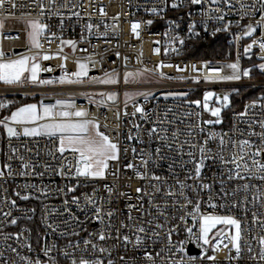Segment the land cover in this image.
<instances>
[{"label": "built area", "instance_id": "2783aa9c", "mask_svg": "<svg viewBox=\"0 0 264 264\" xmlns=\"http://www.w3.org/2000/svg\"><path fill=\"white\" fill-rule=\"evenodd\" d=\"M63 2L66 3L64 7L60 6L62 0H15L17 7L12 8L11 0H6L3 8H0V20L38 21L47 27L38 39L39 48L29 47L25 27L1 30V51L5 55L0 60L39 56L43 75L67 81L78 79L72 73L79 71L78 64L83 63L87 65V78L82 79V83L0 85V96L71 97L75 111L87 112V116L75 119L98 124V131L117 144L119 159L109 161L105 178L61 175L60 169L69 161L75 165L77 154L65 151L61 155L57 151L58 138L22 134L25 127L40 125L45 120L31 124L6 120L8 126L20 133L14 137H10L4 125L0 124V172L4 173L0 176V264H27L26 260L20 259L21 256L28 260L39 259L42 264H51L49 257L56 264L71 262V257L63 253L79 257L83 242L87 239L109 249L110 255L108 252L88 254L101 257L104 264L109 259L113 264H153V261L145 258L146 252L153 255L155 264H264L258 258L261 250L259 237L264 236V228L261 227V223H264V179L260 178L264 173L253 169L254 175L249 177L247 172L241 170L244 179L228 180L227 171L233 165L225 167L218 161H206L201 172L202 179L187 180L186 183H208L212 186L211 191L201 190L197 195L195 189L191 192L188 188L184 189L189 199L200 204V212L193 216L187 214L192 211L191 205L182 210L176 207L177 200L181 205L185 203L183 197L167 195L168 192L179 193L177 179L185 181L193 167L192 164L183 163L188 160L187 155L181 158L173 150L184 140L190 139L187 135L189 125H199L203 129L193 131V142L202 143L209 134H224L225 140L232 137L234 140L251 139L259 143L258 137L249 138L248 132H261L259 122L264 121V69L260 68L264 64V50L259 48V43L264 42V21H261L264 13L260 11V0H242L245 4L255 5L254 9H247L251 15L244 18H241L244 10L240 8L238 0H232L235 6L231 8L222 0L220 3L203 0L199 5L191 4L190 0ZM173 3L178 7L172 8ZM217 9L223 10V19L216 18L221 15ZM133 24H139L136 33L132 31ZM250 25L256 27V31L248 36L245 32ZM213 40L226 41L233 49L232 58L209 60L193 55L202 44ZM66 41H73L75 47ZM249 45L252 47L246 52ZM155 49H159V53ZM45 55L50 58L43 59ZM244 60H249L247 66H244ZM231 64L238 65L235 74L240 79H222L234 74L233 69L228 67ZM49 68L51 71L44 70ZM244 71H248L249 75L244 76ZM106 73L114 74L118 83L92 82L105 79ZM127 73L139 75L133 82L125 83ZM241 91H245L242 100L237 97ZM125 92L137 94L133 98H125ZM209 92L213 96L205 101L204 97ZM110 93H116L114 101L107 99ZM224 95L229 97L227 107H223ZM194 101H200V106ZM204 103L208 104V110L204 109ZM137 106L142 107L144 112L133 115ZM218 107L221 108V123H205L217 119L211 115V109ZM189 113H199V117L189 116ZM5 117H8L7 110H0V120ZM162 119L164 123L161 125ZM168 121L173 123L169 124ZM135 125H139V129ZM154 126L167 131H158V135L150 139L147 130ZM237 129L244 134L240 135ZM174 130L179 131L180 135L173 149L163 147L164 142L159 136L170 137ZM129 136L133 138L129 139ZM217 144L218 136L209 141L208 147L216 151ZM157 148L161 149L159 153L156 152ZM189 150L187 147L184 149L185 152ZM223 154L229 155L227 151ZM259 159L264 162V155ZM126 164H133L134 167L128 169ZM64 171L68 172L69 169L65 167ZM113 172L117 175L113 176ZM137 173L144 178H139ZM153 176L161 179L157 181L152 179ZM221 178L224 190L229 192L243 184H248L249 189L247 192L237 191L235 197H224L220 188ZM106 185L113 189L111 194L106 190ZM153 185L158 186L160 191L156 192ZM138 187L143 189L141 193L136 192ZM58 188L61 191H57ZM68 188H75V191L68 192ZM24 196L29 199H23ZM73 196L80 197L78 205L71 203ZM88 196L97 201L96 205L87 202ZM210 198L216 207L210 206ZM240 201L243 203L238 207L230 206ZM129 204L142 205L141 211L134 208L131 214L136 223L150 231L137 233L133 228L121 229L122 234L131 238L127 247L114 239V230L111 232L113 238L99 241L95 234L107 232L109 217L104 215L107 211L114 213L111 223L115 227H119L121 221L132 223L128 220ZM96 206L102 209L103 222L93 218V208ZM68 208L70 213L66 211ZM4 213L9 215L5 216ZM253 213H256L255 217ZM209 214L233 216L240 221L239 256L228 239L234 233L231 227L222 228L224 234L215 237L208 248L202 246L201 240L197 239L199 222L203 215ZM181 216L183 219L179 218ZM11 219H16L17 223L10 224ZM49 224L58 225L57 231L53 232ZM156 225L163 227L156 228ZM188 228L192 229L191 233L187 231ZM170 230L171 244L166 238ZM62 232L67 234L61 235ZM153 232H159V237H154ZM9 234L12 238L6 240L5 236ZM17 234L20 239L15 238ZM137 235L142 238L140 244L136 242ZM69 243L79 244L80 248L68 247ZM45 245H55V248L45 255ZM12 248L17 251H11ZM157 253L160 255L157 256ZM207 256H213L215 260H208ZM121 257L124 259L121 260Z\"/></svg>", "mask_w": 264, "mask_h": 264}, {"label": "snow or ice", "instance_id": "6c2138e0", "mask_svg": "<svg viewBox=\"0 0 264 264\" xmlns=\"http://www.w3.org/2000/svg\"><path fill=\"white\" fill-rule=\"evenodd\" d=\"M6 0H0V8H3ZM38 2V0H37ZM212 3H220L221 0H211ZM223 3L229 6V8L234 7L235 5L232 3V0H222ZM240 4V8L244 11L241 14V18H244L246 16H250L251 13L247 11L249 8H255V5L251 4H245L242 2V0H238ZM190 3L193 5H199L203 3V0H190ZM261 7L260 11L264 13V0H260ZM42 6V5H41ZM61 7L66 6V3L63 2L60 5ZM11 7L16 8L17 4L15 3V0H11ZM172 8L178 7L176 3H173L171 5ZM102 11V10H101ZM153 11H156V9H153ZM217 11L221 12V15L217 16V19H223V10L217 9ZM261 21H264V15H261ZM30 26L32 28V31L29 33V39L31 43L36 47H41L38 37L41 35V33L45 30L47 27L46 25L40 24L38 21H30ZM148 23H152L151 21H148ZM3 27V22L0 21V28ZM91 28V25L88 26ZM139 28V24H133L132 25V31L134 33L137 32V29ZM256 31V27L248 26L247 31L245 32V35L251 36L252 33ZM65 43L70 44L75 47V44L73 41H66ZM183 43V41H181ZM253 43H256L255 40H253ZM252 45H249L245 51H249L251 49ZM259 48L261 50H264V42L259 43ZM157 53H159V49H155ZM5 54L0 51V57L4 56ZM50 57L45 55L43 59L47 60ZM30 60H35V57H21L16 60H11L8 62L0 63V81H3L5 84H19L24 79H30L32 82H36L37 80V73L40 71V65L38 63H32L29 64ZM228 67L233 69V75L232 76H226L222 77V79H240V76L235 74L238 65L237 64H231ZM79 71L72 73L73 76L77 77V80H69V83H82L83 81L79 78L82 76H87V65L80 63L78 64ZM261 69H264V64L260 65ZM45 71H51V69H44ZM26 73H30V77L26 76ZM139 73H127L125 75V83L129 82V79H134ZM244 76H248V71H244ZM105 79L100 80H93V83H101V84H115L117 83V80L114 78V74L112 73H106ZM63 82V81H62ZM41 84H48L52 83V81H40ZM104 95V94H101ZM126 96H128L127 93H125ZM141 95H147L144 93H141ZM213 96V93L209 92L205 95L204 100L208 101ZM167 98V97H165ZM107 99L114 101L116 99V93H110L107 94ZM223 107L228 106L229 97L228 95L223 96ZM63 101H57V104H63ZM197 106H200V101H194ZM72 105H66V107H71ZM6 107L5 104L0 103V108ZM203 107L205 110H208V104L204 103ZM171 111V110H169ZM144 109L142 107L137 106L135 108V115L136 113H143ZM127 114V113H125ZM221 114V108H214L211 109V115L213 117H216V120H208L205 121L207 124H213V123H221V120L219 119ZM56 115H59L63 118H68L71 116L75 117H85L87 116V112L83 110H77L74 112L69 111H61L58 114L54 113L50 107H44L43 114H40L37 111L36 105H28L27 107L19 108L16 112H13L10 119L11 121L20 124V123H29V122H36L38 120L43 119H49L52 120ZM189 116L196 115L199 117V113H189ZM8 117H5L4 120H0V124H3L4 127L7 129V133L10 137L18 136L20 133L17 132V130L13 127L8 126L7 123H5L6 120H8ZM183 122V121H181ZM164 123V120L162 119L160 121V124L162 125ZM169 124L173 123V121H168ZM260 127L262 129L261 132L257 133L254 130L248 132L249 138L252 136L258 137L259 143H256L252 141L251 139H233L232 137H228L227 140H225L224 134H209L208 137L202 142H193L195 140V137L193 136V131L196 128H199V125H189V131L187 135L190 137V139L184 140L179 147L173 149V145L175 144L178 136L180 135L179 131H172L171 136H159V139L164 142L163 147H167L169 149H173L176 151L181 158L184 155H187L188 160L183 161L184 164H192V170L189 172V174L185 177V181H180L177 179V184L179 185V193H173L168 192L167 195L169 196H180L184 198L185 203L183 205L180 204L179 200L175 202L176 207L178 210H182L186 208L188 205L192 206V211H189L187 214L189 216H193L196 213L200 212V204L199 202L193 201V199H189L188 196L185 194L184 189L188 188V190L191 192L193 189H195L197 195L201 190H209L211 191V185L208 183H199L198 185H188L186 183L187 180H194V181H200L201 178V172L206 166V161H218L221 164H223L225 167L228 165H233L234 167L228 168L227 171V179L233 180V179H244V176L241 175V170L247 172L249 174V177L254 175L253 169L256 170L258 173H264V162H262L259 157L264 155V121L259 122ZM137 129H139V125H135ZM99 125L91 122V121H83V122H61V123H45L42 125H39V127H33V128H27L25 127L23 129V135L24 136H39L41 134L47 135V136H56L57 133H60L59 136V147L57 148V151L63 155L65 151H70L74 154H77L76 156V163L75 165H72L71 161L68 162L65 166H63L60 169L61 175H74L76 178L84 177V178H105L106 171L109 167V161H116L119 159L118 155V146L116 143H113L107 135H105L102 132L98 131ZM158 131H167V129L159 128L158 127H152L147 130V135L150 139L153 137H156L158 135ZM199 131H203L202 128H199ZM239 132L240 135H243V132H240L239 129L236 130ZM65 133H69L68 135H65ZM74 133V134H73ZM218 136V144H217V150L213 151L211 147H208V143L210 140L217 139ZM132 136H129V139H132ZM185 147L188 149H191L187 152L184 151ZM127 151V149H125ZM135 151V149H133ZM161 151L160 148L156 149V152L159 153ZM228 152L229 155L225 156L223 153ZM51 154V153H50ZM166 158V157H161ZM249 161H251V165L249 164ZM145 164L147 161L144 162ZM10 167V165H8ZM25 168L28 167V165H24ZM35 167V166H33ZM67 167L69 169L68 172L64 171V168ZM126 168L131 169L134 167L133 164H126ZM171 167V165H170ZM4 173L0 172V176H3ZM39 175H43V173H40ZM113 176H116L117 173L113 172ZM137 176L141 179L144 178V176L140 173H137ZM261 179H264V175L260 176ZM152 179H155L159 181L161 178L159 176H153ZM32 187H35L34 185ZM106 190L111 194L113 189L111 187L105 186ZM156 192L160 191V188L156 185L152 186ZM220 188L223 191V196H233L235 197L237 191H244L247 192L249 189L248 184L238 185L237 188L232 189L230 192L225 189V185L223 182V179L221 178L220 181ZM57 191H61V189H57ZM75 188H68V192H74ZM143 191L142 188L138 187L136 188L137 193H141ZM121 195H127L126 193H121ZM23 199H29L28 196L22 197ZM130 199V197H129ZM143 199L142 197L140 198ZM258 199V198H257ZM86 200L88 203H91L93 205H96L97 201L93 199V197L88 196L86 197ZM80 197L73 196L71 198V203L73 204H79ZM255 202V201H254ZM15 204V201L12 202ZM243 201L240 202H233L230 206L235 208L238 207L240 204H242ZM65 204H68V201H65ZM209 204L211 207H216L214 203H212L211 198L209 199ZM228 205H221V207H225ZM129 208V214H128V220L131 221V224H126L123 221H121L119 227H115L111 223V218L114 216V213L109 210L104 215L109 217V223L106 225L107 232L101 231L99 233H96L95 236L99 241H105L109 238H113L111 235L112 230L115 231L116 235L114 239L122 242L125 247L131 242V238L121 233V229L126 228H133L135 232L137 233H147L150 231L149 229H146L142 224L136 223L131 212L132 209H136L137 211L142 210V205H128ZM159 208V206H157ZM69 213L71 212L70 208L66 209ZM94 211V219L99 222H103V216H102V209L99 206H96L93 208ZM5 216H8L9 213H4ZM163 215V213H161ZM253 216H256V213H253ZM180 219H183V216L179 217ZM10 224L15 225L17 223L16 219H11L9 221ZM67 223V222H65ZM149 224L152 223V221H148ZM217 225H224L229 226L232 229H234V233L228 237L230 240V243L235 248V251L237 253V256L241 253V223L238 219L234 218L233 216H220V215H203L200 218L199 222V228L200 232L197 236L198 240H201L203 245H210V236L209 234L212 232L214 228H216ZM49 228L53 230V232L57 231L58 225L53 226L51 224L48 225ZM163 225H156V228H162ZM261 227L264 228V223H261ZM187 231L191 233L192 229L188 228ZM67 233L62 232L61 235H66ZM74 235L76 233H73ZM223 233V229L218 230L215 235L216 237L221 236ZM154 237H159V232H153ZM12 238L11 234L8 236H5V239ZM16 239H20L19 234L15 237ZM166 238L169 241V244H171V230L166 234ZM137 244H140L142 242L141 236L137 235L135 237ZM259 243L261 245V250L258 253V258L261 261H264V236L259 237ZM84 247L81 251V254L79 257L72 256V254L68 252H64L63 255L66 257H71L72 264H104V261L101 257L95 256V255H88L89 253L95 254L97 252L99 253H106L109 252V249L105 247L98 246L97 243H94L91 239L84 240L83 242ZM225 247H228V245H224ZM30 247V246H29ZM68 247L79 249V244H72L69 243ZM55 248V245L52 247H49L45 245L43 251L45 255H48L53 249ZM183 250V249H181ZM249 252H251V247H248ZM11 251L16 252L17 250L15 248H12ZM169 252L172 251L171 248L168 249ZM160 253H157V256H159ZM145 258L149 261H153V264H155V259L151 253H145ZM251 259H256L257 257H250ZM21 260H26L27 264H42V262L39 259L35 260H28L26 257H20ZM51 260V264H56L55 260H53L51 257H49ZM124 257H121V260H123ZM206 259L208 260H215V257L213 256H207ZM107 264H113V261L109 259L107 261Z\"/></svg>", "mask_w": 264, "mask_h": 264}, {"label": "rangeland", "instance_id": "374dc122", "mask_svg": "<svg viewBox=\"0 0 264 264\" xmlns=\"http://www.w3.org/2000/svg\"><path fill=\"white\" fill-rule=\"evenodd\" d=\"M0 21L3 22V27L0 28V31L3 30L4 28L25 27V29L28 32V38H29V33L32 31V28H31L30 23H29L30 21H26V22H12V21H3V20H0ZM40 24H42V23H40ZM39 37H38V39H39ZM28 45L31 48H36L31 43L30 39H28ZM21 57H35V60H30L29 61V64L30 65L32 63H39V56H21ZM2 63H4V62H2ZM85 78H87V76H82L79 79L82 80V79H85ZM115 79L117 80V83H118V78H115ZM134 80H135V78L134 79H131L130 78L129 79V82H127V83L133 82ZM40 81H52V83H58V84L68 83L67 80H61V79L54 80V79H51L50 77H43V74L39 72V73H37V80H36V82H32L31 80L27 81V79H24L19 84H10V85H7L6 84V86L45 85V84H41ZM124 82H125V79H124ZM117 83H115V84H117ZM48 84H51V83H48ZM125 93H127L128 96H126ZM125 93H124V97L125 98H133L137 94L135 92H125ZM21 98H28V101L24 102L23 104H20V106H18L16 108H13L11 111L9 110L10 111V113L8 114V118H9L8 120L9 121H11L10 117H11V115H12L13 112H16L19 108L27 107L28 105H36L37 111L40 114H43L44 107H50L52 109V111L54 113H57V114L59 112H61V111H69V112H74L75 111L74 110L73 99L71 97H69V96H66V95L45 96V97H39V96H32V97H29L28 96V97H26V96H18V95L17 96H0V103H3V104L6 105V107H2V108H0V110H2V109H6L7 110L9 108V105L12 102H14L15 100L16 101L17 100H20ZM57 101H63L64 103L63 104H57ZM66 105H72V106L71 107H66ZM75 118H77V117L71 116V117H68V118H63V117H60L59 115H56L54 117V119H52V120L43 119V120H45V122L42 123V124H45V123H53V122H55V123H61V122H71V123L83 122V121L77 120ZM38 121H42V120H38ZM11 122H13V121H11ZM31 123L32 122H29V124H31ZM42 124H40V125H42ZM33 127H39V125H37V126H31L29 128H33ZM68 134L69 133H65V135H68ZM39 136L40 137H55V138H58L59 139L60 133H57L56 136H47V135H44V134H41ZM225 227H229V226L217 225L216 228H214L212 230V232L209 234L211 243H212L213 239H215V237H216L215 233L218 230H220L222 228H225ZM201 243H202V241H201ZM202 246L204 248H208L209 247V245H203V243H202ZM63 264H72V262H64Z\"/></svg>", "mask_w": 264, "mask_h": 264}, {"label": "trees", "instance_id": "16d2710c", "mask_svg": "<svg viewBox=\"0 0 264 264\" xmlns=\"http://www.w3.org/2000/svg\"><path fill=\"white\" fill-rule=\"evenodd\" d=\"M193 55L195 57L206 58L209 60H225L227 58H232L233 49L230 48L224 40H213L202 44L200 50ZM248 64L249 60H244V66H247ZM255 76L259 78L262 77L259 75ZM244 93L245 91H241L237 97L242 100L245 95ZM26 101H28V98H21L20 100L12 102L7 109V114H9L13 108L20 106V104H23Z\"/></svg>", "mask_w": 264, "mask_h": 264}, {"label": "crops", "instance_id": "0c3cea01", "mask_svg": "<svg viewBox=\"0 0 264 264\" xmlns=\"http://www.w3.org/2000/svg\"><path fill=\"white\" fill-rule=\"evenodd\" d=\"M0 51H1V31H0ZM0 59H1V57H0ZM2 62H8V61H2V60H0V63H2ZM39 72L41 73V70L38 71V73ZM25 75L28 76V77H30V74L29 73H26ZM29 80L30 79H27V81H29ZM0 85H6V84L3 81H0ZM7 85H9V84H7Z\"/></svg>", "mask_w": 264, "mask_h": 264}, {"label": "water", "instance_id": "95a60500", "mask_svg": "<svg viewBox=\"0 0 264 264\" xmlns=\"http://www.w3.org/2000/svg\"><path fill=\"white\" fill-rule=\"evenodd\" d=\"M47 76H48V74H44V75H43V77H47Z\"/></svg>", "mask_w": 264, "mask_h": 264}]
</instances>
